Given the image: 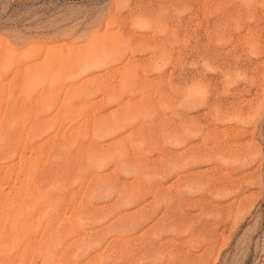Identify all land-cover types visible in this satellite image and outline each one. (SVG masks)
<instances>
[{
  "label": "rangeland",
  "instance_id": "374dc122",
  "mask_svg": "<svg viewBox=\"0 0 264 264\" xmlns=\"http://www.w3.org/2000/svg\"><path fill=\"white\" fill-rule=\"evenodd\" d=\"M0 264H264V0H0Z\"/></svg>",
  "mask_w": 264,
  "mask_h": 264
}]
</instances>
